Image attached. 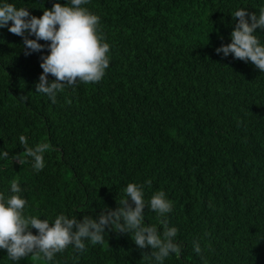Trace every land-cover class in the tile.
I'll return each instance as SVG.
<instances>
[{
    "label": "trees",
    "instance_id": "16d2710c",
    "mask_svg": "<svg viewBox=\"0 0 264 264\" xmlns=\"http://www.w3.org/2000/svg\"><path fill=\"white\" fill-rule=\"evenodd\" d=\"M56 2L71 6L0 5L39 18ZM81 7L100 18L109 66L98 83L66 85L55 103L35 92L49 42L26 56L23 38L8 31L12 22L0 28V194L12 195L17 180L25 215L51 225L60 214L82 220L115 210L134 183L144 193L145 226L163 232L162 218L147 207L153 194L172 203L166 219L181 253L162 264H264V73L216 52L231 42L232 14L258 15L264 0H90ZM254 35L264 45V31ZM21 135L29 146L50 145L39 173L31 158L13 160L24 155ZM103 235V245L86 240L83 252L69 245L52 261H14L0 249V264H161L130 234Z\"/></svg>",
    "mask_w": 264,
    "mask_h": 264
},
{
    "label": "clouds",
    "instance_id": "9594fccd",
    "mask_svg": "<svg viewBox=\"0 0 264 264\" xmlns=\"http://www.w3.org/2000/svg\"><path fill=\"white\" fill-rule=\"evenodd\" d=\"M89 2L70 0L71 6L56 2L51 9H44L39 18L11 3L0 5V28L8 27L12 22L8 31L23 38L26 56L43 51L45 45L39 41L49 42L48 54L41 57L43 72L35 92L46 94L52 103L56 102L57 92L63 91L66 85L73 86L77 81L86 85L100 82L109 66L110 46L99 32L100 18L81 7ZM232 18L234 21L238 18V22L231 32V42L217 48V54L223 53L224 57L232 54L234 59L250 61L264 73V45L254 35L257 29L264 31V7L259 9L258 15L241 8L232 14ZM31 36L35 39H30ZM49 75L55 79L49 81ZM19 142L25 149L24 155L15 156L13 160L23 165L31 158L32 168L37 173L42 171L49 143L41 142L32 147L24 135L19 137ZM8 155L7 151L3 152V158L7 159ZM10 190L13 194L7 198L0 194V249L7 251L10 260L18 261L31 255L33 259L52 261L56 253L63 252L69 245L83 252L86 240L93 246L103 245L106 229L130 234L140 249L150 247L152 251L147 255L161 264L170 253L177 257L181 253V247L175 242L177 229L168 227L166 219V214L172 211V203L162 191L153 194L147 205L162 218L161 234L156 226H145L144 193L142 187L134 183L127 184L126 198L115 210L101 211L95 219L84 216L82 220L60 214L51 225L47 220L25 215L27 201L18 195L21 188L17 180L10 182ZM32 229L38 230V234L34 235ZM194 251L201 252L198 243L194 245Z\"/></svg>",
    "mask_w": 264,
    "mask_h": 264
}]
</instances>
